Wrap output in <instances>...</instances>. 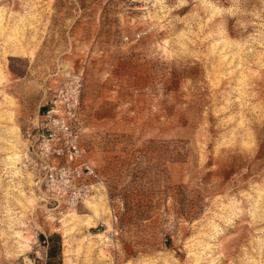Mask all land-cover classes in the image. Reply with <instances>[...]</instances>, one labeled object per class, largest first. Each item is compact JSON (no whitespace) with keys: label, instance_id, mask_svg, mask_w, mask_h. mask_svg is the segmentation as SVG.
Masks as SVG:
<instances>
[{"label":"rangeland","instance_id":"1","mask_svg":"<svg viewBox=\"0 0 264 264\" xmlns=\"http://www.w3.org/2000/svg\"><path fill=\"white\" fill-rule=\"evenodd\" d=\"M77 71L102 183L62 210L22 146ZM53 232L61 264H264V0H0V264Z\"/></svg>","mask_w":264,"mask_h":264},{"label":"built area","instance_id":"2","mask_svg":"<svg viewBox=\"0 0 264 264\" xmlns=\"http://www.w3.org/2000/svg\"><path fill=\"white\" fill-rule=\"evenodd\" d=\"M81 87L82 75L77 71L52 89L22 146L31 185L62 210L82 204L102 183L83 157L78 139Z\"/></svg>","mask_w":264,"mask_h":264},{"label":"trees","instance_id":"3","mask_svg":"<svg viewBox=\"0 0 264 264\" xmlns=\"http://www.w3.org/2000/svg\"><path fill=\"white\" fill-rule=\"evenodd\" d=\"M38 240L45 248V259L43 264H61L60 237L57 233L48 235L38 234Z\"/></svg>","mask_w":264,"mask_h":264},{"label":"bare ground","instance_id":"4","mask_svg":"<svg viewBox=\"0 0 264 264\" xmlns=\"http://www.w3.org/2000/svg\"><path fill=\"white\" fill-rule=\"evenodd\" d=\"M96 191H97V190H96ZM96 191H95V193H97ZM92 195H93V194H92ZM92 195H91V196H92ZM91 196H89V198H90ZM89 198H87V199H89ZM87 199H86V200H87ZM86 200H84V201L82 202V204H83ZM90 205H91V207H92V211L95 212L96 210L93 208V207H94L93 204H90Z\"/></svg>","mask_w":264,"mask_h":264}]
</instances>
